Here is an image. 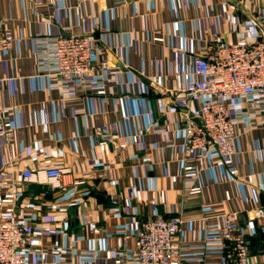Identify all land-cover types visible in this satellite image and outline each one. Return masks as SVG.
Here are the masks:
<instances>
[{
	"label": "crops",
	"instance_id": "0c3cea01",
	"mask_svg": "<svg viewBox=\"0 0 264 264\" xmlns=\"http://www.w3.org/2000/svg\"><path fill=\"white\" fill-rule=\"evenodd\" d=\"M262 17L264 0H0V32L15 40L0 53L11 134L9 144L0 140V215L13 211L33 226L28 264H131L141 224L169 216L184 219L170 264H221L219 233L232 217L257 238L250 264H264V222L246 221L264 209V128H238L233 157L209 152L187 173L178 104L192 60L245 28L251 41L261 38ZM39 31L93 35L121 77L105 94L51 90L35 56ZM103 137L114 142L100 146ZM51 167L68 171L51 183L41 173Z\"/></svg>",
	"mask_w": 264,
	"mask_h": 264
},
{
	"label": "built area",
	"instance_id": "2783aa9c",
	"mask_svg": "<svg viewBox=\"0 0 264 264\" xmlns=\"http://www.w3.org/2000/svg\"><path fill=\"white\" fill-rule=\"evenodd\" d=\"M264 28V17L260 18ZM247 28L236 33L233 42L217 40L207 45L202 56L192 60L193 80L179 89L182 118V159L189 173L205 164L206 155L216 152L220 160L235 154L237 129L264 128V36L251 41ZM11 34L0 32V53L11 49ZM35 56L42 74L53 78L50 89L66 98L105 94L107 84L122 71L105 59L106 47L93 35H35ZM9 110H0V140L9 144L5 126ZM103 137L99 145L113 143ZM118 140L119 149L126 148ZM68 170L48 168L41 173L47 182L57 183ZM24 180H35L30 171ZM115 205L116 202H113ZM264 222V209L246 213V221ZM184 225L180 216L154 218L141 224L135 239L131 264H170L178 259L174 239ZM224 249L221 264H250L247 237L236 217L220 229ZM37 252L33 226L13 211L0 215V264H28L27 255ZM91 256V254L89 255Z\"/></svg>",
	"mask_w": 264,
	"mask_h": 264
},
{
	"label": "trees",
	"instance_id": "16d2710c",
	"mask_svg": "<svg viewBox=\"0 0 264 264\" xmlns=\"http://www.w3.org/2000/svg\"><path fill=\"white\" fill-rule=\"evenodd\" d=\"M261 235H264V234H260L259 236L261 237ZM259 238V237H258ZM247 241H248V243L250 244V247H251V249H250V251H249V253L250 254H253L254 255V253L256 252V251H260L261 249H259L258 247H256V244H255V242H257V238L255 237V236H250V237H247ZM254 247H255V249H254Z\"/></svg>",
	"mask_w": 264,
	"mask_h": 264
},
{
	"label": "rangeland",
	"instance_id": "374dc122",
	"mask_svg": "<svg viewBox=\"0 0 264 264\" xmlns=\"http://www.w3.org/2000/svg\"><path fill=\"white\" fill-rule=\"evenodd\" d=\"M11 37L13 38L12 45H11V48H12L15 40H14V37L12 35H11Z\"/></svg>",
	"mask_w": 264,
	"mask_h": 264
}]
</instances>
